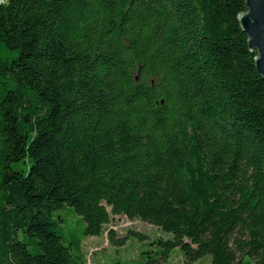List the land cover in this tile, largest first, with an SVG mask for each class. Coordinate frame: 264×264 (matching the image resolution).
Here are the masks:
<instances>
[{
	"label": "trees",
	"instance_id": "trees-1",
	"mask_svg": "<svg viewBox=\"0 0 264 264\" xmlns=\"http://www.w3.org/2000/svg\"><path fill=\"white\" fill-rule=\"evenodd\" d=\"M246 12V0L0 3L1 264H86L84 240L117 217L171 236L136 264L176 250L185 264H264V79Z\"/></svg>",
	"mask_w": 264,
	"mask_h": 264
},
{
	"label": "rangeland",
	"instance_id": "rangeland-1",
	"mask_svg": "<svg viewBox=\"0 0 264 264\" xmlns=\"http://www.w3.org/2000/svg\"><path fill=\"white\" fill-rule=\"evenodd\" d=\"M16 169L29 171V167L25 168L22 165H16ZM67 223L69 227H75L78 230L83 228L82 220L73 212H69ZM80 221V222H79ZM113 230L116 233L118 241L127 240L130 232H136L146 238V242L142 243L137 240L129 239L125 246L113 245L109 238V231ZM170 238L171 236L162 233L158 228L147 224L140 220H129L126 217H117L105 228L104 234L100 237L87 238L83 244V256L86 264H113L115 260L123 264H136L139 263L141 258H147L144 253H152L154 255L155 246H150L149 243L157 238ZM1 264V263H0ZM158 264H164L160 261ZM167 264H185L184 257L179 250H176ZM197 264H210V258L203 259ZM244 264H255L253 260L245 259Z\"/></svg>",
	"mask_w": 264,
	"mask_h": 264
},
{
	"label": "water",
	"instance_id": "water-1",
	"mask_svg": "<svg viewBox=\"0 0 264 264\" xmlns=\"http://www.w3.org/2000/svg\"><path fill=\"white\" fill-rule=\"evenodd\" d=\"M6 1L0 0V3ZM246 7L247 12L239 17V21L249 38L250 49L258 54L256 68L264 79V0H246Z\"/></svg>",
	"mask_w": 264,
	"mask_h": 264
}]
</instances>
